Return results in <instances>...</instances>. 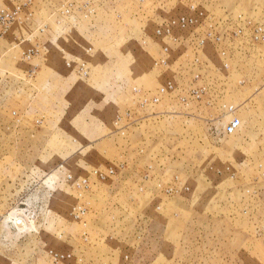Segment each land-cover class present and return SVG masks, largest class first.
<instances>
[{
	"label": "rangeland",
	"instance_id": "obj_1",
	"mask_svg": "<svg viewBox=\"0 0 264 264\" xmlns=\"http://www.w3.org/2000/svg\"><path fill=\"white\" fill-rule=\"evenodd\" d=\"M0 264H264V0H0Z\"/></svg>",
	"mask_w": 264,
	"mask_h": 264
},
{
	"label": "built area",
	"instance_id": "obj_2",
	"mask_svg": "<svg viewBox=\"0 0 264 264\" xmlns=\"http://www.w3.org/2000/svg\"><path fill=\"white\" fill-rule=\"evenodd\" d=\"M239 124L238 119H234L231 121L229 125L226 126V132L230 133L234 130V128Z\"/></svg>",
	"mask_w": 264,
	"mask_h": 264
}]
</instances>
